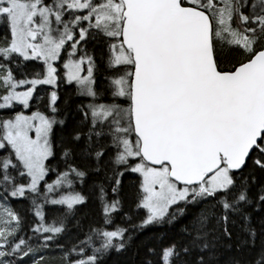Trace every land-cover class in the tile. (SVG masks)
Masks as SVG:
<instances>
[{"label":"snow or ice","instance_id":"1","mask_svg":"<svg viewBox=\"0 0 264 264\" xmlns=\"http://www.w3.org/2000/svg\"><path fill=\"white\" fill-rule=\"evenodd\" d=\"M0 264H264V0H0Z\"/></svg>","mask_w":264,"mask_h":264},{"label":"trees","instance_id":"2","mask_svg":"<svg viewBox=\"0 0 264 264\" xmlns=\"http://www.w3.org/2000/svg\"><path fill=\"white\" fill-rule=\"evenodd\" d=\"M65 89L63 88V86H61V96H62V98H63V96H64V94H65ZM50 179H51V177H50ZM26 203V202H25ZM13 206L14 207H16V209H17V211H20L21 210V207H22V205L21 204H18V203H16V202H13ZM156 231H163V230H165V229H155ZM131 256H132V253L130 252L129 254H128V257L129 258H131ZM121 260H123L124 258H120Z\"/></svg>","mask_w":264,"mask_h":264}]
</instances>
